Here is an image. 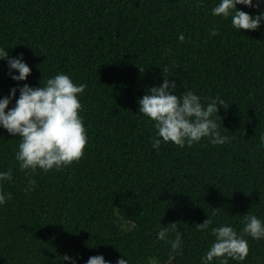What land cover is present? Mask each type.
I'll return each instance as SVG.
<instances>
[{
	"label": "trees",
	"instance_id": "1",
	"mask_svg": "<svg viewBox=\"0 0 264 264\" xmlns=\"http://www.w3.org/2000/svg\"><path fill=\"white\" fill-rule=\"evenodd\" d=\"M216 2L0 0V47L23 53L30 67L25 80H13L0 58V95L65 72L86 84L78 95L87 136L78 159L33 173L18 167V138L0 127V170L12 169L0 185L11 193L0 205V264H71L65 254L82 264L96 253L129 264H200L213 236L194 225L206 214L209 227L237 230L245 212L264 220V24L236 30L230 17L211 13ZM213 26L219 31L210 35ZM164 78L176 82L178 95L222 97L221 119L213 118L230 140L152 148L154 129L138 112V97ZM25 171L36 181L31 192L22 190ZM172 221L183 243L169 256V243L155 233ZM243 235L248 253L227 264H264V239Z\"/></svg>",
	"mask_w": 264,
	"mask_h": 264
},
{
	"label": "clouds",
	"instance_id": "2",
	"mask_svg": "<svg viewBox=\"0 0 264 264\" xmlns=\"http://www.w3.org/2000/svg\"><path fill=\"white\" fill-rule=\"evenodd\" d=\"M237 4L259 8V11L249 13L237 7ZM211 13L230 17V23L236 30L256 29L264 24V0H218L211 7ZM218 31L213 26L209 34L214 35ZM177 39H184L182 32L177 34ZM22 56L23 53L10 56L7 48L0 47V58L6 59L8 74L13 80H25L26 74L30 72ZM12 69L16 71L12 72ZM164 70L167 71V65ZM85 87V82L76 83L69 74L60 71L46 77L43 84L39 81L36 86H30L27 82L13 85L6 95H0V127L18 138L13 157L20 169L34 173L39 168L46 172L60 168L83 154L87 136L83 118L79 114L82 106L78 94ZM176 87L174 80L164 78L158 85L149 86L138 97V112L150 118L154 129L149 137L151 147L158 150L162 141H171L178 146L191 145L201 137L207 138L212 144L229 141L230 137L220 132L213 118L214 115L219 116L217 103L225 105L224 99L217 95L203 102L192 89H186L179 95L171 91ZM17 91L14 103L6 109L13 93ZM259 142L264 147V131L259 133ZM25 175L28 176V171H25ZM11 179V168L0 170V185ZM35 184V179L28 176L27 187L22 190L31 192ZM10 198L11 193L0 190V205ZM210 224L211 218L206 214L205 219L194 225L197 230H207L213 236L199 257L200 264H210L214 259L218 264H227L228 258L242 261L248 253V241L243 234L253 239H264V220L251 212H245L242 216L239 230L230 223L209 227ZM155 237L169 243V256L179 254L183 241L175 221L164 226L158 223ZM63 260L76 264V257L67 254ZM82 264H129V260L118 256L114 261H109L103 254L96 253L89 255Z\"/></svg>",
	"mask_w": 264,
	"mask_h": 264
}]
</instances>
